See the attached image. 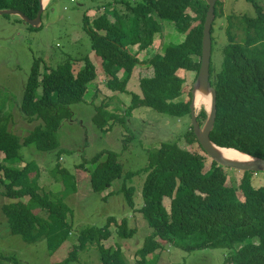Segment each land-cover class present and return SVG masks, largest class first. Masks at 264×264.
I'll return each mask as SVG.
<instances>
[{
  "label": "trees",
  "instance_id": "obj_1",
  "mask_svg": "<svg viewBox=\"0 0 264 264\" xmlns=\"http://www.w3.org/2000/svg\"><path fill=\"white\" fill-rule=\"evenodd\" d=\"M254 8L256 17L247 20L249 26L236 28L235 35L228 25L231 17L227 16L229 43L223 47V62L218 68L212 62L211 37L209 81L216 92V116L209 136L218 147L264 159V11L257 4ZM4 9L19 10L34 19L39 0H0V10ZM207 9L204 0H99L97 11L89 15L87 9L82 16V30L90 41L87 53L66 54L55 67L41 59L34 60L19 106L5 112L7 104L0 101V152L4 154L0 160L1 194L16 201L26 199L1 207L12 235L27 244L45 240L50 254L70 238L72 226L66 218L71 210L59 197L76 192L75 178L56 163L54 171L60 175L64 190L52 197L41 192L35 163L21 168L13 165L23 160L19 155L22 146L34 145L45 153L58 149L59 128L72 117L71 105L86 102L89 87L95 91L91 102L95 108L93 122L102 130L118 118L115 110H107L110 105L95 104L99 85L111 93L131 94L127 114L147 107L178 120L190 118L191 92L184 99L183 86L186 73L197 75L200 67ZM165 20L184 35L180 45L162 43ZM161 34V40L154 44L155 37ZM149 50L148 56L140 55ZM218 50L221 46L216 43ZM90 51L99 59L92 60ZM136 66L153 69V75L134 80L132 70ZM130 83H137L140 91L128 90ZM206 118L202 108L198 123L203 125ZM16 119L25 127H33L22 139L8 130ZM56 154L59 160L60 154ZM147 154V165L137 172H123L113 151H102L78 165L84 171L87 164L94 167L89 185L97 194L110 189L117 180L145 175L142 206L137 211L150 232L135 253L133 264H151L147 257L168 246L185 251L228 249L233 254L227 262L264 264V186L252 185V172H243L238 186L228 184L224 167L214 161L206 166L208 156L191 125L174 141H164ZM118 193L123 194L129 208L136 209L133 186L123 183ZM165 199H169V209L165 208ZM40 211L47 214L46 218L38 214ZM128 223L126 218L118 221L109 217L102 228L81 229L68 256L52 264H72L91 244L97 247L101 264H130L120 247H106L103 243L112 236V225L121 238L131 237L134 229L128 228ZM157 258L152 262L156 263ZM4 261L18 264L15 258L0 255V264Z\"/></svg>",
  "mask_w": 264,
  "mask_h": 264
},
{
  "label": "rangeland",
  "instance_id": "obj_2",
  "mask_svg": "<svg viewBox=\"0 0 264 264\" xmlns=\"http://www.w3.org/2000/svg\"><path fill=\"white\" fill-rule=\"evenodd\" d=\"M218 1L217 14L212 23L213 33L211 34L214 50L212 62L216 68L221 67L222 50L229 43L226 28L227 16L231 17L228 25L231 27L232 34L235 35L236 28L244 27L245 24L249 26L247 20L256 17L254 4L262 7L264 11V0ZM98 2L99 0H53L49 5H46L41 16V24L37 28L29 26L16 15H0V101L7 104L5 112H11V108L15 109L17 105L19 106L24 84L35 59H41L47 66L55 67L66 54L78 56V54H85L89 51L90 41L82 30V16L87 9H96ZM191 15L194 16V14ZM161 38L162 34L161 36L157 35L154 44ZM183 39L184 35L177 32L173 23L165 20L162 39L164 46L180 45ZM216 43L218 47L221 46V50L217 52ZM132 51L136 50L132 49ZM149 52L146 51L140 55L146 57ZM88 55L99 59L93 51H90ZM149 69L136 66L132 70V78L138 80V78L153 75V69L150 71ZM41 71L44 70L41 69ZM185 77L183 98L187 100L186 94L190 92L196 74L188 72ZM99 86H97L98 96L94 99L95 104L99 106L104 103L105 107L106 104L110 105L107 110H111V108L115 110L117 120L105 125L104 130L96 127L93 122L95 108L91 105L95 91L93 87H89L90 90L85 96L86 102L71 105L72 117L62 122L57 134L58 149L45 153L37 150L34 145L22 146L19 149V155L23 160L21 163L13 165L16 168H21L25 164L35 163L39 172V188L41 192L52 197L64 190L60 175L54 171L56 163H59L61 168H65L75 178L76 192L62 193L59 197L71 210L66 218L72 226L70 238L50 254L45 240L27 244L19 236L12 235L1 207L4 204L12 203V201L25 202L26 199L16 201L2 196L3 187L0 184V255L15 258L18 260V264L57 263L68 256L71 245L76 243V236L81 229L102 228L106 225L109 217H114L118 221L126 218L129 222L128 228L134 229V234L131 237L128 236L127 239L121 238L116 226L112 225L110 227L112 236L103 243L106 247H120L128 263H135L134 260L137 259L135 253L142 248L146 236L150 232L141 214L137 211L142 206L141 190L145 175L136 174L130 179L117 180L110 189L97 194L91 190L89 185V175L94 167L87 164V171H84L78 169V165L102 151H113L117 154L123 172H137L147 165V152L159 147L164 141H174L189 127L190 118L178 120L168 115L159 114L147 107L136 108L131 114H127L131 94L121 93L111 99L113 93L106 89L104 91ZM128 90L138 93L140 88L137 83H130ZM204 107L208 109L209 103L207 106L200 102V105L196 106L197 113ZM9 127L8 130L20 138L27 134L28 129L33 128L25 127L24 123L18 122L17 119L15 124L9 125ZM194 149L197 150L198 146L194 145ZM56 153L60 154L59 160ZM3 156L4 154L0 152V160ZM102 160L104 157L101 158ZM210 164L211 159L208 157L206 166ZM225 171L229 178L228 184L238 186L243 172L232 168H225ZM123 183L135 188L136 209L129 208L123 194L118 193ZM252 185L255 188L264 186V172L253 173ZM112 191L116 193L112 194ZM238 195L241 197L239 193ZM164 205L169 209V199H165ZM38 214L44 218L47 216L44 211H40ZM155 254L158 256L156 263L152 262L157 257L156 255L147 257L151 264H232L230 261L227 262V258L233 254V251L220 248L185 251L168 246ZM4 264H12V261H4ZM72 264H101L97 247L92 244L88 245L83 252L79 253L78 260Z\"/></svg>",
  "mask_w": 264,
  "mask_h": 264
},
{
  "label": "water",
  "instance_id": "obj_3",
  "mask_svg": "<svg viewBox=\"0 0 264 264\" xmlns=\"http://www.w3.org/2000/svg\"><path fill=\"white\" fill-rule=\"evenodd\" d=\"M208 5L207 13L204 20L202 41H201V56L200 67L197 72L196 78L191 87V103H190V125L193 129L195 137L206 153V155L224 168H232L241 172L250 171L252 173L264 172V159L252 157L243 154L246 158L243 160H231L224 157L219 149H225L216 146L210 140V132L213 128L215 116H216V92L211 86L209 81L210 75V60H211V28L215 15V5L218 0H204ZM47 5V4H46ZM43 4V0H39V10L36 18L29 19L21 11L15 9L0 10V15H16L22 21L27 23L33 28H37L41 24V16L46 7ZM197 93L209 97V108L204 109L207 112V118L203 125H200L197 120V110L195 104V97ZM239 152V151H238Z\"/></svg>",
  "mask_w": 264,
  "mask_h": 264
},
{
  "label": "bare ground",
  "instance_id": "obj_4",
  "mask_svg": "<svg viewBox=\"0 0 264 264\" xmlns=\"http://www.w3.org/2000/svg\"><path fill=\"white\" fill-rule=\"evenodd\" d=\"M49 2V0H43V4L46 5L47 3ZM208 96H204V95H201L199 93H197L196 97H195V102H196V106L200 105V102H203L205 103L207 106H208ZM219 151L221 152V154L228 158V159H231V160H243L245 159L246 157L238 152V151H235L233 149H219Z\"/></svg>",
  "mask_w": 264,
  "mask_h": 264
},
{
  "label": "crops",
  "instance_id": "obj_5",
  "mask_svg": "<svg viewBox=\"0 0 264 264\" xmlns=\"http://www.w3.org/2000/svg\"><path fill=\"white\" fill-rule=\"evenodd\" d=\"M52 1H53V0H49V2L47 3V5L50 4ZM89 11H90V12H89ZM89 11H88V14L91 15V14H93V13H94L95 11H97V10H96V9H92V10H89ZM149 51H150V50H149ZM149 51H148V52H149ZM142 53H143V52H142ZM142 56H143V55H142ZM90 58L92 59L93 57L91 56ZM92 60H93V59H92ZM99 66H100V64H99ZM99 88H100V89H103V90L105 91V88H104L103 86L101 87V85H100ZM106 90H107V89H106ZM107 91H108V90H107ZM109 92H110V91H109ZM112 93H113V92H112ZM117 94H121V93H113L112 98H114L115 95H117ZM112 98H111V99H112ZM3 157H4V156H3ZM3 157H2V158H3ZM2 158H1V159H2Z\"/></svg>",
  "mask_w": 264,
  "mask_h": 264
}]
</instances>
